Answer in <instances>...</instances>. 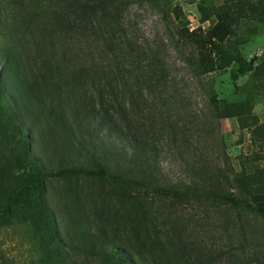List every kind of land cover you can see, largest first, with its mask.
Segmentation results:
<instances>
[{
  "label": "rangeland",
  "instance_id": "rangeland-1",
  "mask_svg": "<svg viewBox=\"0 0 264 264\" xmlns=\"http://www.w3.org/2000/svg\"><path fill=\"white\" fill-rule=\"evenodd\" d=\"M78 1L68 28L64 0H0V264L263 262L245 202L264 205V0ZM99 68L142 113L112 89L127 116L110 107L121 133L106 124L97 143L144 145L143 180L118 155H78L58 111L72 92L97 107Z\"/></svg>",
  "mask_w": 264,
  "mask_h": 264
},
{
  "label": "trees",
  "instance_id": "trees-1",
  "mask_svg": "<svg viewBox=\"0 0 264 264\" xmlns=\"http://www.w3.org/2000/svg\"><path fill=\"white\" fill-rule=\"evenodd\" d=\"M63 8V14L60 17H57V21L59 18H62V21L66 24V26L69 27H75V21L79 18L80 12L82 10L81 6L79 5L78 0H64L62 7ZM92 13V10H91ZM71 17V18H69ZM73 19V21H72ZM70 25V26H69ZM253 63L250 62L247 67L243 68H238L236 72L231 73V77L233 80L238 78V75H242L245 72H249L253 69ZM109 71V70H108ZM211 71V70H209ZM110 73L107 72L105 69H100L95 73L97 77H99V82H102L103 90L99 93L98 97V104L97 107L94 104L90 103H84V97H79L80 94H77L72 92L69 94V101L61 104L62 108H59L58 106V111H60L62 114H64V123L67 125L69 131H75L80 139L83 141L78 142L79 148H80V153L79 151L77 152L78 155H81L82 151H86L90 156L93 157V153L91 152H96L98 153L99 156L102 157L103 160L109 159V160H115L116 161V156L122 161L123 163H133L134 166L136 167V173L138 176L143 180L144 179V171L143 169L145 168H151L153 169L154 167L150 164L148 157L143 153L144 150V145H138L136 143V140L132 141L131 139L128 138V144L126 149H119V152H117L116 148H107L104 144L97 143L99 135L102 133L101 129L102 127L104 128L106 124H108V129L110 127L114 128L112 132L118 133L120 132L119 129L117 130V127L115 128L113 122L111 121L114 119L115 115H120L121 117H126L127 114L125 112V102L122 103V106L120 105L121 102H117V99L114 97L112 100L110 99V95L113 93L112 89H114V94L115 90L121 87V89L124 91L125 95V100L128 101V107L131 109L132 107L135 109H139V113H142V109L140 106H135L133 102V95H135L134 90L132 87L127 83L123 82L120 80V82L115 80V78L112 80L106 78L108 74L113 75L111 71ZM83 76L86 78V73H83ZM81 79V78H80ZM122 83V84H120ZM120 86V87H119ZM113 87V88H112ZM156 87L154 82H147V88L152 89ZM109 89L110 93H108ZM116 96V95H115ZM112 103V106H111ZM112 107L113 110L110 109ZM225 115L226 117H235L237 114L235 113L234 109H238L236 104H232L226 107ZM112 112L115 110V115L111 114L110 111ZM126 115V116H125ZM5 118H8V115H4ZM87 117H91L92 121L91 123H87L85 128L83 127L84 120ZM96 118V119H95ZM94 120V121H93ZM9 124V119L4 120V128H6V131L8 130ZM72 126V127H71ZM108 131H111L110 129ZM91 132H95V136L91 135ZM121 133V132H120ZM25 134L26 132L22 129L21 131L18 130V140H24L25 139ZM96 143V144H95ZM140 143L144 144V140L141 141ZM68 145L72 146L71 143ZM120 153H122L120 155ZM115 156V157H114ZM60 160H63L64 158H59ZM106 161V160H105ZM22 163H25L22 160ZM118 163V162H117ZM33 171L36 174V177H38V182L40 183L41 177H42V172L40 168H38L37 165L32 167ZM100 174H104V168H101ZM236 183H239L241 180L240 179H234ZM180 184V183H179ZM42 185V183H41ZM175 187H177V184H175ZM215 197L219 196L218 193L214 194ZM225 201L227 204H231V206H237L238 204L242 203L240 200H236L234 198L230 197H224ZM253 203L254 205H252ZM261 200L252 197L250 198V201L245 202V207L248 209V213L251 212L253 214H256L260 216L263 219V226H264V205L261 206ZM251 204V205H250ZM232 250V247H230ZM253 260V263L251 262ZM250 261L252 264H264V261H260L257 257H254Z\"/></svg>",
  "mask_w": 264,
  "mask_h": 264
}]
</instances>
